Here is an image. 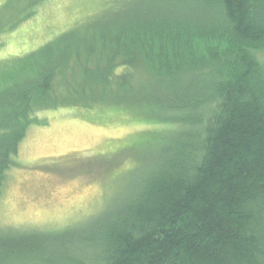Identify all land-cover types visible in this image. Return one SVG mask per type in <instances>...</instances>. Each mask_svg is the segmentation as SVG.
Instances as JSON below:
<instances>
[{
  "label": "trees",
  "instance_id": "obj_1",
  "mask_svg": "<svg viewBox=\"0 0 264 264\" xmlns=\"http://www.w3.org/2000/svg\"><path fill=\"white\" fill-rule=\"evenodd\" d=\"M94 14L1 63L0 193L47 109L125 106L161 125L135 150L160 137L158 147L86 223L0 229V264H264V78L251 53L264 48V0H112ZM96 46L103 61L81 65L79 85L65 82ZM138 59L148 77L135 86Z\"/></svg>",
  "mask_w": 264,
  "mask_h": 264
},
{
  "label": "rangeland",
  "instance_id": "obj_2",
  "mask_svg": "<svg viewBox=\"0 0 264 264\" xmlns=\"http://www.w3.org/2000/svg\"><path fill=\"white\" fill-rule=\"evenodd\" d=\"M4 1L0 0V7ZM110 1L41 0L33 16L14 29L2 31L7 18L32 3L13 0L7 9L0 8V67L73 25H86L87 18ZM251 53L264 78V48H253ZM100 60L103 58L96 46L79 62L71 63L73 69L66 71L65 82L79 85L81 65L92 69ZM143 65L138 59L135 86L148 77ZM25 72L18 73V78H27ZM65 82H59L60 90L65 89ZM91 89L100 91L98 85ZM82 103L79 100L41 111L47 124H34L28 129L19 146L20 165L8 172L0 193V229L59 230L84 224L127 192L125 182L135 184L146 169L160 137L141 150L135 149L161 125L122 105L88 109ZM136 139L141 143L135 144Z\"/></svg>",
  "mask_w": 264,
  "mask_h": 264
}]
</instances>
